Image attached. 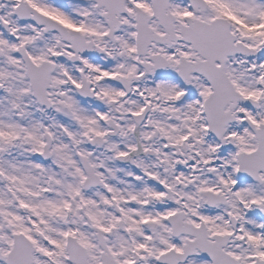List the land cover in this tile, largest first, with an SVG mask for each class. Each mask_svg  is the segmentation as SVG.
<instances>
[{"label":"snow or ice","instance_id":"1","mask_svg":"<svg viewBox=\"0 0 264 264\" xmlns=\"http://www.w3.org/2000/svg\"><path fill=\"white\" fill-rule=\"evenodd\" d=\"M0 264H264V0H0Z\"/></svg>","mask_w":264,"mask_h":264}]
</instances>
